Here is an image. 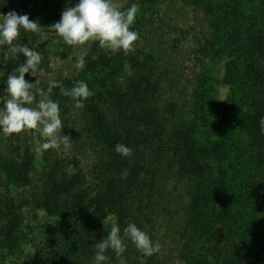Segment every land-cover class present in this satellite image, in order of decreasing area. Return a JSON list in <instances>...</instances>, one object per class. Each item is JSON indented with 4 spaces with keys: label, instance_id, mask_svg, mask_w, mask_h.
I'll list each match as a JSON object with an SVG mask.
<instances>
[{
    "label": "trees",
    "instance_id": "obj_1",
    "mask_svg": "<svg viewBox=\"0 0 264 264\" xmlns=\"http://www.w3.org/2000/svg\"><path fill=\"white\" fill-rule=\"evenodd\" d=\"M257 1L261 2L257 20L262 27L250 20L240 30L238 43L243 60L227 62L222 79L226 86L237 81L244 84L242 96L247 109L224 117L223 123L226 128L245 132L247 147L231 144L229 149L214 142L199 147L194 129L184 126L182 130L175 129L168 149L157 107L158 84L137 61L130 64V76L116 80L124 66L123 51L112 60L93 47L91 53L96 60L87 55V68L74 81L62 83L71 88L75 81L84 80L95 93L84 102L83 109H76L86 118V129L96 147L92 149L96 154L93 171H86L73 155L54 150L49 151V157L43 154L44 167L33 177L26 169L32 161L30 153L23 154L17 169L0 161L2 171L10 173L16 183L28 186L22 199L24 206L58 219L56 227H45L51 264H92L93 247L107 237L102 230L104 213L114 216L121 234L129 222L143 230V213L146 218H180L178 230L191 233L188 240H192V252L187 258L180 250L179 264H264L260 237L264 228V0ZM16 62L17 59L10 63ZM0 80L4 81L1 76ZM52 95L59 102L60 113L67 112L66 104L75 103L71 97L61 95L59 89H54ZM121 143L131 147L133 155L117 153L115 147ZM149 145L168 149L163 175L180 185L181 190L176 191L181 201L178 205L168 199V194L158 192L159 204L155 208L145 206V200H151L155 192L145 180L152 167L150 161L144 160ZM231 156L237 158L236 163L228 162ZM69 164L75 166V175L66 170ZM5 210L12 214L7 207ZM21 225L18 214L0 222V249L9 250L18 244ZM125 242L127 264H141L135 246ZM106 254L111 257L109 264H119L112 250Z\"/></svg>",
    "mask_w": 264,
    "mask_h": 264
},
{
    "label": "rangeland",
    "instance_id": "obj_2",
    "mask_svg": "<svg viewBox=\"0 0 264 264\" xmlns=\"http://www.w3.org/2000/svg\"><path fill=\"white\" fill-rule=\"evenodd\" d=\"M79 0H0V16L15 11L18 15H28L30 20L39 21L45 29L61 19L67 7H73ZM114 3L125 9L132 4L139 6V12L132 30L139 32V39L134 42L131 51L124 52L123 70L116 80L121 81L130 76L132 61H137L152 80L159 86V109L163 126V139L169 149L175 129L183 127L194 129V138L199 144L211 142L223 143L231 149L232 145L245 148L248 135L236 129L226 128L223 118L244 112V84L237 81L232 86L222 83L227 62H242L241 31L250 20L257 27L262 22L257 20L261 2L257 0H114ZM19 42L41 53L43 59L36 77L25 75L26 81L36 83V87H47L50 80L64 83L78 78L81 69L76 61L83 56L92 55L95 47L103 55L108 54L116 60L117 53L101 48L98 42L90 41L86 45L70 46L54 32L47 30L41 33L22 31ZM10 46H0V97L6 96V80L25 59L22 54L13 56L8 51ZM17 59V64L10 62ZM86 66H87V60ZM85 66V68H87ZM112 66H115L113 64ZM101 78L102 75H97ZM53 96V95H52ZM0 107H3L0 104ZM68 110L60 117L64 128L62 134L70 136V150L48 149L42 153L37 148L44 142L36 130L4 135L0 132V161L8 167L17 169L19 161L26 152L32 155L27 165L28 175L44 167L43 157H49L54 150L64 155H73L79 159L88 172L93 171L96 164V149L91 142L84 116L76 113L73 104H66ZM76 142V144H74ZM83 144V147L78 145ZM159 146V145H158ZM93 147V148H92ZM145 162L150 161L151 173L145 179L154 189L151 200H145V206L154 207L159 204L158 192L168 194V199L178 205L181 201L176 191L181 187L173 178L163 173L167 167L169 155L167 147L159 150L149 145ZM234 155V154H232ZM241 158V157H240ZM230 162L236 163L231 156ZM235 159V160H234ZM243 162V158L240 162ZM235 161V162H234ZM227 162V163H228ZM239 162V163H240ZM245 164V163H244ZM117 174V173H115ZM0 169V222L6 216L18 214L22 225L18 230V244L9 250L0 249V264H51V251L47 248L45 227L49 224L57 226L58 219L49 217L43 210L32 211L25 207L22 199L26 197L28 186L16 183L15 179ZM12 175V174H11ZM162 201V200H161ZM144 206V207H145ZM12 211L8 213L5 208ZM143 207V206H142ZM141 220L144 229L154 241H159V253L145 259L144 264H179V252L191 256V233L179 231L180 218L176 220L158 219L155 215L146 216ZM102 230L108 236L110 229L116 226L112 214L104 213ZM264 243V228L260 233ZM50 245V244H49ZM184 246V249H183Z\"/></svg>",
    "mask_w": 264,
    "mask_h": 264
},
{
    "label": "clouds",
    "instance_id": "obj_3",
    "mask_svg": "<svg viewBox=\"0 0 264 264\" xmlns=\"http://www.w3.org/2000/svg\"><path fill=\"white\" fill-rule=\"evenodd\" d=\"M139 12V6L132 4L121 9L114 0H79L73 7H67L58 22L50 24L45 29L39 21L30 20L28 15H18L15 11L6 16H0V46H10L8 51L15 57L22 54L25 57L6 80V96L0 97V132L12 135L36 130L45 138L37 148L42 153L48 149L70 150L72 139L62 134L64 125L60 117V105L51 96L54 89H59L63 96L71 97L76 109H83L85 101L95 95L89 89L86 81H75L73 87L66 88L62 82L50 80L47 87H36V83L26 81L25 75L36 77L42 62V55L38 51L23 45L18 38L22 31L41 33L44 30L54 32L64 43L70 46L86 45L90 41L99 43L101 48H107L112 53L131 51L139 39V32L132 30ZM76 65L83 70L86 61L81 56ZM264 131V118L261 119ZM115 151L124 157L133 155V149L125 144H117ZM70 175L76 174L74 165L69 164L66 169ZM130 241L139 253L141 264L146 258L157 254L161 250L160 242L138 228L134 222H129L121 230L118 226L110 229L108 236L93 247L95 254L92 264H109L111 257L107 255L112 250L119 258V264H127L124 253Z\"/></svg>",
    "mask_w": 264,
    "mask_h": 264
}]
</instances>
